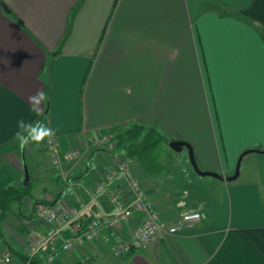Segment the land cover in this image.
<instances>
[{
	"label": "crops",
	"instance_id": "1",
	"mask_svg": "<svg viewBox=\"0 0 264 264\" xmlns=\"http://www.w3.org/2000/svg\"><path fill=\"white\" fill-rule=\"evenodd\" d=\"M37 90L49 97L40 114L28 101ZM21 118L42 121L78 156L55 164L49 138L21 151ZM135 123L191 142L200 167L223 175L194 226L169 232L184 212L168 145L157 172L94 145ZM123 160L160 212L158 239L115 257L118 237L105 227L52 263L37 255L40 264H264V0H0V191L34 183L0 219V264L7 252L25 259L37 199L112 215L95 190ZM139 217L119 227L122 239Z\"/></svg>",
	"mask_w": 264,
	"mask_h": 264
},
{
	"label": "built area",
	"instance_id": "2",
	"mask_svg": "<svg viewBox=\"0 0 264 264\" xmlns=\"http://www.w3.org/2000/svg\"><path fill=\"white\" fill-rule=\"evenodd\" d=\"M111 139L99 137L93 143L101 145ZM48 143L51 157L57 164L79 153L72 150L62 153L52 140ZM104 192L110 196L115 207L109 217L103 216L93 205L80 210L71 206L58 207L45 201L36 202L34 215L38 225L28 235L25 259L16 261L15 256L7 252L3 263L31 264V258L39 254H45L46 263H52L60 250L71 251L78 245L97 240L105 227L111 228L113 235L118 237L112 247L115 257H121L133 247H144L158 239L163 228L160 212L147 197L143 183L134 175L127 160L111 167L106 180L95 190V194ZM135 211L140 213L139 222L132 228L131 239H122L119 227L133 218ZM204 216L203 211L182 213L178 222L169 227V232L176 233L180 229L192 227Z\"/></svg>",
	"mask_w": 264,
	"mask_h": 264
},
{
	"label": "trees",
	"instance_id": "3",
	"mask_svg": "<svg viewBox=\"0 0 264 264\" xmlns=\"http://www.w3.org/2000/svg\"><path fill=\"white\" fill-rule=\"evenodd\" d=\"M115 137L119 146L127 148V157L137 158L145 170L150 172L162 170L157 145L162 141L163 135L156 129L135 123L118 132ZM31 186V183L18 187L9 186L0 191V219L4 217L10 202L23 201L29 195ZM38 201L45 200L37 199L34 204ZM36 256L31 258V264H40Z\"/></svg>",
	"mask_w": 264,
	"mask_h": 264
},
{
	"label": "rangeland",
	"instance_id": "4",
	"mask_svg": "<svg viewBox=\"0 0 264 264\" xmlns=\"http://www.w3.org/2000/svg\"><path fill=\"white\" fill-rule=\"evenodd\" d=\"M117 134L118 133L116 132V135ZM106 137H109V139H111V138H114V139H111L107 142H104L103 144H110L116 148H120L121 151H124L126 153L127 148L121 147L118 145V141H117V138L115 137V135H114V137H110V136H106ZM50 140H52L56 145H58V144L53 137H50L47 140L46 147L48 150V154H49L51 160L54 162V160L52 159L51 154L49 152V148H48L49 144H50L48 142ZM171 141H173V140H171L170 138H167L166 136L163 135L162 141L158 142L157 152L159 155L164 154V152L167 153L168 149H167V147L165 148V145L169 146L168 148H169L170 154H171L169 163L173 164V167H172L173 169H176L175 172L173 173V176H176L174 179L176 181V184L178 185L177 187H178L179 191L181 190L180 194L177 195V197L178 196L180 197L179 206L182 207V212H184V213L187 211H202V209L200 207L201 203L199 204V202H201V200L203 201V198H202L203 195H205V197H207V195H209L210 192H212L216 188V187H214L215 184L213 182L215 180V178L213 176H203L204 178L201 177V175H199L194 170L193 166L191 165V162L189 161L190 158L188 156V149L186 147H184L183 148L184 150L183 149H182L183 151L181 150L182 152H178L170 146L169 143ZM58 148H59V146H58ZM61 151H63V150H61ZM67 151H69V150H67ZM72 151L77 152L79 150H72ZM64 152H66V151H63L62 153H64ZM181 155H183V156H181ZM77 156H74L72 158H75ZM72 158H70V159H72ZM63 160L58 165H60L63 162ZM185 162L188 164V169H190V171L188 173H187V171H185V167H186V166H184ZM55 164H57V163H55ZM67 177L68 176H66V179H67ZM205 197H204V199H205ZM66 205H68V204H66Z\"/></svg>",
	"mask_w": 264,
	"mask_h": 264
},
{
	"label": "clouds",
	"instance_id": "5",
	"mask_svg": "<svg viewBox=\"0 0 264 264\" xmlns=\"http://www.w3.org/2000/svg\"><path fill=\"white\" fill-rule=\"evenodd\" d=\"M49 97L46 92L37 90L35 94L28 98L32 106L31 111L40 114L41 106L48 101ZM55 135V130L45 125L42 121L28 122L23 118L17 121V130L14 133V141L22 151L30 144L39 145L45 140Z\"/></svg>",
	"mask_w": 264,
	"mask_h": 264
},
{
	"label": "water",
	"instance_id": "6",
	"mask_svg": "<svg viewBox=\"0 0 264 264\" xmlns=\"http://www.w3.org/2000/svg\"><path fill=\"white\" fill-rule=\"evenodd\" d=\"M170 146L175 149L176 151H181L184 147H186L188 149V153H189V158H190V162L194 168V170L199 174V175H202V176H213V177H217V178H220V179H223V175H221L219 172L217 171H213V170H203L197 159H196V156H195V152H194V148H193V145L186 141V140H173L171 141L170 143ZM249 151L251 150H247V151H244L241 155H240V158L238 160V163H237V166H236V170H235V173L229 177H227L228 180H234L236 179L239 174H240V168H241V163H242V159L243 157L245 156V154H247ZM259 151V150H258Z\"/></svg>",
	"mask_w": 264,
	"mask_h": 264
}]
</instances>
